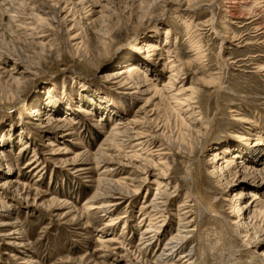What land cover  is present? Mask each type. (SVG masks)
<instances>
[{"label":"rangeland","instance_id":"1","mask_svg":"<svg viewBox=\"0 0 264 264\" xmlns=\"http://www.w3.org/2000/svg\"><path fill=\"white\" fill-rule=\"evenodd\" d=\"M178 1L0 0V264H164L155 256L178 230L174 215L185 210L192 231L172 264H188L178 258L191 249L192 264H264V242L239 236L234 222L241 216L231 210L255 196L264 214V35L252 18L232 25L226 0H201L189 11ZM258 3L264 8V0ZM147 42L158 48L152 56ZM166 51L178 61L176 86L193 88L179 99L182 111L192 110L184 118L196 139L177 135L174 103L155 99L137 112L143 98L112 78L134 63V81L160 88ZM35 110L43 116L33 117ZM145 115L154 121L151 130L172 140L162 184L176 188L167 224L147 247L143 231L151 224L140 207L157 188L156 157L148 181L117 209H97V185L86 182L103 177V164L92 160L113 125ZM56 120L69 126L57 128ZM216 154L261 173L225 182ZM74 158L89 172L64 163ZM131 163L109 164L119 170L105 178L129 184L123 178L143 168Z\"/></svg>","mask_w":264,"mask_h":264},{"label":"bare ground","instance_id":"2","mask_svg":"<svg viewBox=\"0 0 264 264\" xmlns=\"http://www.w3.org/2000/svg\"><path fill=\"white\" fill-rule=\"evenodd\" d=\"M181 1L182 0H179L178 2L183 3L185 5L186 11H189L190 9L191 10L196 9V6H198L199 1L201 2V0H185V2H181ZM258 1L259 0H226L225 2L226 8L224 10H225L227 17L232 18L231 19L232 25H236L238 26V28L244 27V25H239L240 21L249 20L252 18V21H253L252 23H254V25L252 26L256 27L255 29L259 31L258 33L259 35L260 34L264 35V24H263L264 23V17H263L264 8L261 6H258L260 5ZM38 20L42 22L44 19L40 18ZM66 21L67 20L64 18L59 23L62 24V23H65ZM210 25H212V20H210ZM191 29L192 28L190 27V25L186 26V30L188 33L191 32ZM210 29L214 30L213 27H211ZM230 35H235V34L231 33ZM234 39L235 37L232 38V40ZM156 50H158V48L153 43L151 42L146 43V48L144 51H149L150 53L147 56H150V55L152 56ZM165 55L167 57L166 58L167 66L165 67L163 66L162 68H163V71L167 74V80L160 88H157L156 85H153V84H147L145 86H140V83L138 81H134L133 80L134 76L137 75V72L139 70L137 64H134V63L131 64L130 66H127L121 69V71L117 74H114L112 78L115 80V84H117L119 88H126L128 90H133L131 95H135L139 99L143 98L144 103L140 107L141 110H137V112L144 113L145 107H149L152 101H154L155 99H160V101L162 102L164 101L165 103L169 105L170 103H174V105H170V106L172 109L171 111L173 113L172 118H174L173 119L174 125L178 129V132L176 131L177 135L180 137L186 136V135H192L193 138L196 139V137L194 136H197L196 135L197 130L195 131L194 129H192L189 126V124L186 122L187 119L184 118V116L190 113V111L192 110H189L190 109V106H189V107H186V110L182 111V108L186 106V102L181 101V99H179V97L184 96L187 92L192 91L193 88L191 87L183 88L182 86H178V87L176 86V83H177L176 80L178 76L180 75L179 74L180 69L177 65L178 61L173 60L170 51H166ZM177 72L179 75L176 74ZM143 78L146 83L149 81L147 76L144 73H143ZM142 87H145V89H143ZM149 95L151 96L148 97ZM33 113H36L34 115L32 114L33 117L43 116L42 112H39L37 110H35V112ZM56 122H57L56 124L57 128H60V129H63L69 126V124L63 120H56ZM150 123H154V121L152 122V120L146 115L143 118L132 117L130 120H127V121L118 120L111 128L108 136H106L105 140L100 144L97 150V156L95 155L92 160L95 162V164H98V165L101 163L103 164L102 173H100L98 176L100 177L102 175L103 177L97 178L96 180H90L89 177H86V182L94 181L97 185L95 194L92 197V201L94 202V205H97L96 206L97 209L109 211L110 209L112 210L113 208H116L119 205H121L122 202L129 201V199L132 196L136 195L139 188H141V184L146 183L148 181V177L152 175L150 174L151 170L156 167V163L152 161L153 159L152 157H156L157 164L162 166V168L156 174L157 179L155 180V182L157 183V188L149 204L143 205L140 207V211L144 214V218L145 219L148 218L151 224L150 227L146 231H143L144 235L147 236L146 238L144 237L146 241V247L150 245V243H152L153 240H155V238L158 237L160 233L163 232V228L166 226L167 220H168V215H166V207L168 206L169 203H171V200L174 197V194L176 193L175 187H172L171 189V187H167L166 185L162 184V180L168 176L167 172H169L170 170V165L168 164V162H166V160L169 155L168 151H169V147L172 144L171 142L172 140L167 139L165 141L163 139L164 135L160 133L159 129L156 131L151 130L152 128H150L149 126ZM131 125L141 127V128H139L140 130L134 131L135 129ZM146 127H147V130L145 129ZM66 135L69 136L71 135V133L67 132ZM155 142L158 144L156 149L152 147V145ZM124 146H128L133 151H129L127 152L128 154L123 155L121 150L123 149ZM24 149H27V148H24ZM24 149H22V151ZM104 151L105 152L115 151L116 156L115 157L109 156ZM215 158L219 160L220 159L223 160L222 164L219 167L218 173H220L219 176L222 179H224L225 182L234 180L235 178H237L240 172L244 174L248 173V175H252V177L254 178L257 177V175L259 176L260 175L259 173H261V170L256 171L258 172L256 173L253 170L249 169L245 165V163L237 164L240 162L236 163L234 161L236 163L234 164L232 161L228 160L227 158L220 157L219 154L218 155L216 154ZM123 160L127 162H124ZM37 161L39 162L40 158H37L36 156V160L34 161V163ZM78 161L79 160H77V158H74L72 160H67L64 163H66V165L69 167L73 166L72 170L74 169L76 173H80L83 171L87 172L89 168H86V164H78L79 163ZM132 161L142 162L143 168L141 170L142 171L141 174H138V175L135 174L134 177L132 178H123L125 180L128 179L129 184H127L126 182H122L119 179L114 180V179L105 178L106 174L112 175L113 174L112 171L119 170L114 167H112L113 170H111L110 169L111 166L109 167V164L116 163V165H118V168H121V167H127L128 165H132L131 163ZM243 195H244L243 192H241L240 196L242 197ZM188 199H189V195L186 194L185 197H183L184 202L182 206L179 204L181 206L180 208L184 209L188 207L187 204H185V202L187 203ZM255 201H256V197L253 196L252 200L246 202L243 206H240V207L231 206V210L236 215L241 216L238 222H234L236 226L237 234L245 239L246 238L248 239L249 237H255L254 240H257L261 243V242H264V227H261L259 224L264 214L263 212H260L259 210L256 209L257 204ZM90 207L91 206H89V209ZM187 213L188 212H186L185 210V212H183L182 214L176 213L174 215V217L178 219V225H177L178 230L173 236L171 237L169 236L170 239L166 243L165 247L163 249L161 248V251L159 252V254L155 256V261L157 262L165 261L164 264H172L173 255L178 250L182 249V247L184 246V243L187 241L186 234L192 231L191 230L192 223L188 221ZM251 227L252 229L250 230ZM14 234L15 232L8 234V235H14ZM191 250H189L187 253H185L186 251L182 252V254H180L178 258V261L184 260V263L188 262V264H192L193 262L191 260L193 259L191 257L192 255ZM261 254L264 257V251H262Z\"/></svg>","mask_w":264,"mask_h":264}]
</instances>
